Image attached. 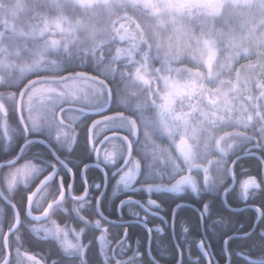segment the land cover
Here are the masks:
<instances>
[{
	"label": "snow or ice",
	"instance_id": "1",
	"mask_svg": "<svg viewBox=\"0 0 264 264\" xmlns=\"http://www.w3.org/2000/svg\"><path fill=\"white\" fill-rule=\"evenodd\" d=\"M17 4L14 16L0 15V141L8 148L17 136L24 139L17 155L0 162V216H7L0 221V264H160L151 254L152 233L164 229L148 224L162 205L152 196L186 192L218 195L233 213L239 208L230 199L253 208L250 230L217 211L213 223L220 231L212 233L221 238L225 264H264V202L255 203L264 178L249 175L241 163L247 154L264 164V0ZM6 7L0 0V9ZM82 127L83 138L76 131ZM34 145H44L52 159L26 158ZM81 146L94 165H83L78 182L71 160L56 153ZM93 166L102 178L89 184ZM41 175L26 203L16 201V190ZM114 178L112 196L127 190L148 198L120 200V215L111 220L102 202ZM201 205L205 220L212 203ZM184 207L171 210L173 234ZM125 209L147 232L143 251L140 240L135 247L128 242ZM58 214L60 221L53 219ZM181 228L183 238L173 242L176 264H185L186 255L190 264H221L207 230L205 239L190 241L189 227ZM26 231L54 242L56 258L22 251Z\"/></svg>",
	"mask_w": 264,
	"mask_h": 264
},
{
	"label": "trees",
	"instance_id": "2",
	"mask_svg": "<svg viewBox=\"0 0 264 264\" xmlns=\"http://www.w3.org/2000/svg\"><path fill=\"white\" fill-rule=\"evenodd\" d=\"M11 0H5L6 5L9 4ZM14 1V0H13ZM8 8V6L6 7ZM5 12L4 9H0L1 12ZM15 14L19 12V8H16ZM14 14V15H15ZM13 15V16H14ZM58 38V37H57ZM52 58H56L53 56ZM156 67H159V63H156ZM77 70H87V69H77ZM92 75L96 74L95 68H93ZM231 130V129H229ZM139 147H143L140 145ZM251 147V146H249ZM241 163L243 164L244 169L248 170V174L252 176H256L257 180L260 178H264V164H261V162L256 159L255 157H246L244 158ZM238 173L240 170H237ZM95 177V175H94ZM240 179L247 178L245 175L240 174ZM199 179V177H197ZM160 199L161 205L163 206V214L166 216L168 220L171 218V210L175 208L177 203H183L185 207L180 210L176 217V226H175V233L174 237L170 235L169 231H165L166 233H156L153 231L152 233V242H151V254L156 256V258L160 261V264H176V251L175 246L173 242L180 238H183L182 228L181 225H185L189 227V240L195 241L200 239H205L204 233L207 230V240L211 245V251L215 253V259L220 261L221 264H225L224 262V254L221 247V238L218 235H213L212 229H217V232L220 231V225L213 223L214 221H217L220 219V216L216 215V212L219 211L222 213L224 217L229 218L233 224L236 226L243 225L244 227L241 229V231L250 230L248 229L249 224L254 222L255 219V210L250 207H246L243 202H241L239 205L236 204L234 200L230 199V203H232L233 208H239V210L243 209L240 212L233 213L228 208L224 207L223 200L220 196L214 195L212 193H203L201 196H196L194 193L186 192L181 193L179 195L171 194V193H160L157 195H153V199ZM203 202H211L213 207V212L209 214L208 218L205 220H201L199 217L198 210L201 209V201ZM264 202V194L258 196L255 200V203H262ZM190 205V206H188ZM238 222V223H237ZM154 224L161 226L162 224L160 222H155L150 224L149 226H153ZM129 244L133 247L136 246V241H141V251L144 249V245H147V232L144 228V226L140 225H132L129 228ZM259 237H256L257 243L259 242ZM241 243V241H236L233 244V247H235L237 244ZM192 251L193 254H198L199 249L196 247L195 243H192ZM260 252V248L256 247L253 249V255H257ZM147 253L145 254V258L147 259ZM89 258L90 260H95V249H90L89 252ZM185 264H190V261L185 256ZM258 264H261V262H258Z\"/></svg>",
	"mask_w": 264,
	"mask_h": 264
},
{
	"label": "flooded vegetation",
	"instance_id": "3",
	"mask_svg": "<svg viewBox=\"0 0 264 264\" xmlns=\"http://www.w3.org/2000/svg\"><path fill=\"white\" fill-rule=\"evenodd\" d=\"M108 114H111V113H108ZM97 118H99V117H97ZM9 123L13 127L16 126V119L14 116H11V115L9 116ZM76 131L78 133H81L82 138L86 135V131L83 127L77 128ZM78 139H79V137H78ZM23 143H24L23 136H17L15 144L12 145L11 147H8V148H6L4 143L2 141H0V162L11 159L13 156L17 155L19 153V148ZM34 153H42L46 159H52L51 153L49 152V150L44 145H34L31 149V151L28 152L26 158H31ZM56 155H59L61 159H66V157H67V159L71 160V164L69 166L70 167L72 166L73 171L77 172L78 182H79V170L83 167V165L86 163L94 165V158L91 157L87 153V151L84 149L83 146H81V148L79 150L73 149L72 154L65 152L62 155L60 152H57ZM22 159H23V157H22ZM21 163H23V161H21ZM61 174L63 175L64 173H61ZM94 175H95V177H94ZM66 178H67V176H66ZM89 178H90L89 184H91L92 178H96L97 181L99 182V179L102 178V173L100 172L98 167L93 166L89 169ZM40 179H42V175L33 179L31 185H29L27 188L25 186L21 185L16 190V193H15L16 201H20L21 203H24V202L26 203L25 200H26V195H27L28 191H30L32 188H34L35 185L37 183H39ZM115 180H116V178H114L111 181V184L107 190L108 199L106 201L102 202V210L105 209V215H107L109 217V219H111V220H116L118 218V216L120 215V210L117 208L120 200L126 199L127 196H129V195L133 196L134 199L141 200V201H145L148 198L146 193H140V192L132 193V192L127 191V190L124 192H117V194L115 196H112L111 193H112L113 189H112L111 185L115 184ZM90 192L92 193V195L94 197L98 194L95 189H90ZM76 194H79V192H77ZM188 206H190V205H188ZM133 211L138 212L141 217L148 215L147 213H145V211L143 209H141L139 207L134 208ZM154 211H157V210L154 209ZM158 211H159V216H163V217H165L166 220H168L166 218V216L163 214V206ZM64 215H66V214H64ZM159 216L149 215L150 224L151 223L153 224L154 221L160 222L162 224L160 227L164 229V232L162 234L169 231L170 235L173 238L174 237L173 230L170 227L172 217L170 218V220H168L169 224H164L159 219ZM123 218H124V220L129 221L131 226L132 225L133 226L134 225L142 226L141 223L137 222L136 217L128 214L127 209L124 210V217ZM6 219H7V216H0V221H6ZM53 219L60 221L62 219V215H59V214L55 215L53 217ZM71 226H76L75 221H71ZM156 226L157 225L154 224L153 226H151V228H155ZM175 226H176V221H175ZM148 227H150V226L148 225ZM129 228H128V232H129ZM110 231H111V229H110ZM117 231H119V229H117ZM52 243H54V242L39 241L36 239V237H32L31 234L26 231L22 251L24 249H27L30 252L37 253V254L43 255L45 257H49L50 259H54V258H56V249L51 245Z\"/></svg>",
	"mask_w": 264,
	"mask_h": 264
},
{
	"label": "rangeland",
	"instance_id": "4",
	"mask_svg": "<svg viewBox=\"0 0 264 264\" xmlns=\"http://www.w3.org/2000/svg\"><path fill=\"white\" fill-rule=\"evenodd\" d=\"M7 6H8V8H5V12L3 11V12H1L0 13V15H3V14H5V13H7L10 17L11 16H13L14 14H15V9L16 8H19V6H18V4H17V0H11L10 2H9V4H7ZM55 38H57V37H55ZM54 59V58H53ZM159 142V141H158ZM165 143V145H166V142H164Z\"/></svg>",
	"mask_w": 264,
	"mask_h": 264
},
{
	"label": "water",
	"instance_id": "5",
	"mask_svg": "<svg viewBox=\"0 0 264 264\" xmlns=\"http://www.w3.org/2000/svg\"><path fill=\"white\" fill-rule=\"evenodd\" d=\"M246 157H248L247 154H245V157H244V158H246ZM242 210H243V209L239 210L238 212H240V211H242Z\"/></svg>",
	"mask_w": 264,
	"mask_h": 264
}]
</instances>
